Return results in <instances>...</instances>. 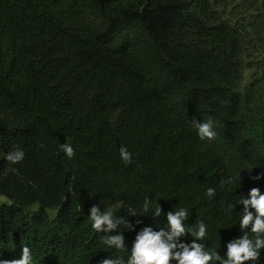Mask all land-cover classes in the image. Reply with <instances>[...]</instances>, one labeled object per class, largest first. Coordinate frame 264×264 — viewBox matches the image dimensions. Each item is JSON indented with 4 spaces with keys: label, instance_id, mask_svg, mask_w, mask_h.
<instances>
[{
    "label": "trees",
    "instance_id": "16d2710c",
    "mask_svg": "<svg viewBox=\"0 0 264 264\" xmlns=\"http://www.w3.org/2000/svg\"><path fill=\"white\" fill-rule=\"evenodd\" d=\"M209 116L217 137L202 141L193 121ZM14 146L25 159L4 175ZM254 187L264 194V0H0V261L24 246L33 264L127 258L104 244L116 232L91 227L93 205L142 221L123 229L129 254L141 228L186 208L223 257ZM145 197L160 217L128 215Z\"/></svg>",
    "mask_w": 264,
    "mask_h": 264
},
{
    "label": "clouds",
    "instance_id": "9594fccd",
    "mask_svg": "<svg viewBox=\"0 0 264 264\" xmlns=\"http://www.w3.org/2000/svg\"><path fill=\"white\" fill-rule=\"evenodd\" d=\"M194 127L200 140H214L217 137L215 130V121L212 117L207 120L193 121ZM40 148L46 145L41 143ZM60 150L68 158L75 155L74 148L70 143L60 144ZM119 154L125 165L133 162V154L126 146L119 148ZM4 159L8 167L4 170V175L9 172L18 174V169L13 167L25 159V152L18 146L4 154ZM260 177L258 176L257 179ZM231 179L227 183H231ZM222 183H225L222 181ZM216 190L212 187L207 188L206 196L211 199L215 196ZM157 203V202H156ZM235 203L243 205L242 215L239 220V227L243 232L240 238L228 242L226 256H221L218 251L206 250L203 241L207 236V226L203 221L195 224H186L189 220V212L186 208H179L169 211L166 214L167 225L160 230H154L151 226H145L137 232L133 241L131 251L125 244L123 229L135 231L136 225L142 223L137 220L135 224L125 218H118L112 212L101 211L100 207L93 205L90 209L89 219L91 227L102 233H113L108 235L104 244L118 253L125 255L108 256L99 262V264H249L259 260L261 250L264 249V194H261L259 188H252L248 197L241 195ZM234 204H229L228 208L233 210ZM254 210V211H253ZM163 212L162 207L157 203L153 207V201L145 197L140 210L133 208L128 212L129 216L152 214L153 218H158ZM120 229V231H117ZM250 229V232H249ZM251 233V237L250 234ZM190 234L194 239L191 243L181 241V237ZM200 241V242H197ZM0 264H33L31 248L24 246L22 248V257L11 261H0Z\"/></svg>",
    "mask_w": 264,
    "mask_h": 264
},
{
    "label": "rangeland",
    "instance_id": "374dc122",
    "mask_svg": "<svg viewBox=\"0 0 264 264\" xmlns=\"http://www.w3.org/2000/svg\"><path fill=\"white\" fill-rule=\"evenodd\" d=\"M248 74H249V71L246 70V71H245V82H246V80H247V78H248ZM6 202H7V200H6L5 198L0 197V205L3 204V203H6ZM37 209H38V206H34V207L31 209V211H36Z\"/></svg>",
    "mask_w": 264,
    "mask_h": 264
}]
</instances>
